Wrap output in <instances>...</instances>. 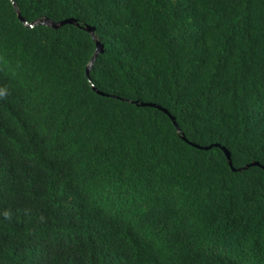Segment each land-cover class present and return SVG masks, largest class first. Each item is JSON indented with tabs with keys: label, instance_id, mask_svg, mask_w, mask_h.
Listing matches in <instances>:
<instances>
[{
	"label": "trees",
	"instance_id": "trees-1",
	"mask_svg": "<svg viewBox=\"0 0 264 264\" xmlns=\"http://www.w3.org/2000/svg\"><path fill=\"white\" fill-rule=\"evenodd\" d=\"M0 88V264H264V0H0Z\"/></svg>",
	"mask_w": 264,
	"mask_h": 264
},
{
	"label": "water",
	"instance_id": "water-1",
	"mask_svg": "<svg viewBox=\"0 0 264 264\" xmlns=\"http://www.w3.org/2000/svg\"><path fill=\"white\" fill-rule=\"evenodd\" d=\"M14 5L16 6L15 3H14ZM18 16H19L20 20H22V22H23L25 25H27L28 27H34L35 25H38V24H44V25H48V26H51V27L57 29V28H59V27H61V26H64V25H66V24H76V25H79L78 22H77V20L74 19V18H67V19L62 20V21H60V22H54V21H51V20L45 18V19H42V20L38 21L37 23H32V24H30V23L27 22V20H25V19L21 16L20 13H19ZM84 28H85V30H86L87 32L91 33V35L95 38V27L90 26V25H86ZM96 45H97L96 51H95L94 55L92 56V58H91V60H90V62H89V64H88V66H87V69H86V71H87V76H88L89 79H90V77H89L90 70H91L92 67L94 66V64H95V62H96V60H97L99 54H101V53L104 52V45H103L99 40L96 41ZM135 103H138V102H135ZM141 105H142V106H148V105H149V106H156V105L153 104V103H143V104H141ZM159 109H161V110L164 111L165 113H168L167 109L161 108L160 106H159ZM172 120L175 121V119H174L173 117H172ZM175 127H176L177 129H179L177 123H175ZM183 139L186 140V137L183 136ZM192 145L195 146V147H197V148H202V149H203V148L208 149V148H210V147L212 146V145H210V146H206V147H201V146H199L198 144H194V143H192ZM215 145H216V146H220L219 144H215ZM222 148H223V150L225 151V154L227 155L229 165L231 166L232 170H234V171H243V170L248 169L249 167H251V166H253V165H260L259 162H255V163H252V164H248V165H246V166H244V167H242V168L236 169V168L233 166V162H232V160H231V154H230V151H229L228 149H226L225 147H222ZM263 168H264V166H263Z\"/></svg>",
	"mask_w": 264,
	"mask_h": 264
},
{
	"label": "clouds",
	"instance_id": "clouds-1",
	"mask_svg": "<svg viewBox=\"0 0 264 264\" xmlns=\"http://www.w3.org/2000/svg\"><path fill=\"white\" fill-rule=\"evenodd\" d=\"M93 68V67H92ZM6 92V89H3V88H0V96L4 95ZM179 127V126H178ZM179 132H181V129H177ZM184 135H182V138H183ZM187 140V139H186ZM190 144H192V142H190ZM195 144V143H194ZM215 145V144H214ZM200 146V145H199ZM201 147H206V146H201ZM221 147H224V146H221ZM226 148V147H225ZM227 149V148H226Z\"/></svg>",
	"mask_w": 264,
	"mask_h": 264
}]
</instances>
